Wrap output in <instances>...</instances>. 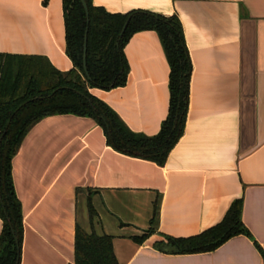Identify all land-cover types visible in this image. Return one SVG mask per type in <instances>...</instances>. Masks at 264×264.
Here are the masks:
<instances>
[{"label": "crops", "instance_id": "1", "mask_svg": "<svg viewBox=\"0 0 264 264\" xmlns=\"http://www.w3.org/2000/svg\"><path fill=\"white\" fill-rule=\"evenodd\" d=\"M111 13L177 15L192 63L184 133L161 166L117 151L91 117L51 115L27 133L12 161L22 203L20 264H70L76 227L113 236L120 264H264V0H92ZM0 53L41 55L60 71L66 53L63 0H0ZM123 86L91 89L135 133L154 136L170 105V64L158 33L124 47ZM243 198L251 236L209 252L158 250L161 234L188 237L219 223ZM89 201L98 216L94 226ZM144 242L134 237L152 228ZM3 220L0 216V235Z\"/></svg>", "mask_w": 264, "mask_h": 264}, {"label": "trees", "instance_id": "2", "mask_svg": "<svg viewBox=\"0 0 264 264\" xmlns=\"http://www.w3.org/2000/svg\"><path fill=\"white\" fill-rule=\"evenodd\" d=\"M90 22L81 0H63L66 53L74 67L60 71L47 57L0 53V264H20L24 238L22 203L16 193L12 161L23 139L45 117L74 114L91 117L104 129L108 145L119 152L153 161L163 166L184 133L190 95L192 63L177 15L165 16L149 11L111 13L92 0ZM128 26L121 36L125 23ZM88 29L87 65L84 66L85 34ZM158 33L170 64V105L161 130L154 136L135 133L91 89H111L127 82L129 66L124 47L139 31ZM244 201L238 198L216 225L188 237L161 234L154 246L166 253L189 254L217 249L237 235L251 236L243 222ZM94 226L98 216L89 201ZM159 220V201L154 203L152 228L137 242H144L155 231ZM18 237V243L15 239ZM264 261V250L255 241ZM70 264H120L114 251L113 236L76 227L75 259Z\"/></svg>", "mask_w": 264, "mask_h": 264}, {"label": "water", "instance_id": "3", "mask_svg": "<svg viewBox=\"0 0 264 264\" xmlns=\"http://www.w3.org/2000/svg\"><path fill=\"white\" fill-rule=\"evenodd\" d=\"M82 2V5L86 11V15H87V21H88V24L90 22V12H89V6H88V3L86 0H81ZM128 23H129V20L125 23L123 29H122V32H121V36L124 34L127 26H128ZM87 44H88V29L86 30V34H85V44H84V56H83V66H84V70H85V73L87 75V77H90V74L88 72V65H87ZM15 239L18 243V237L15 236Z\"/></svg>", "mask_w": 264, "mask_h": 264}]
</instances>
